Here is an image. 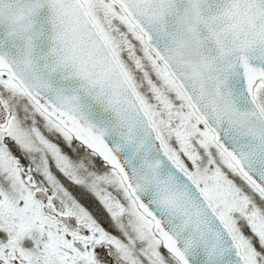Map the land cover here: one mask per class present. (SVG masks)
<instances>
[{"label":"snow or ice","instance_id":"snow-or-ice-1","mask_svg":"<svg viewBox=\"0 0 264 264\" xmlns=\"http://www.w3.org/2000/svg\"><path fill=\"white\" fill-rule=\"evenodd\" d=\"M0 264H264V0H0Z\"/></svg>","mask_w":264,"mask_h":264}]
</instances>
